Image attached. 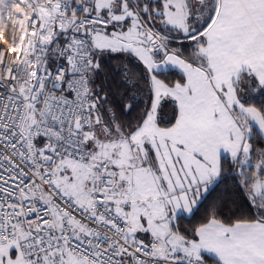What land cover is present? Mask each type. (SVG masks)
Here are the masks:
<instances>
[{"label": "snow or ice", "instance_id": "6c2138e0", "mask_svg": "<svg viewBox=\"0 0 264 264\" xmlns=\"http://www.w3.org/2000/svg\"><path fill=\"white\" fill-rule=\"evenodd\" d=\"M0 264H264V0H0Z\"/></svg>", "mask_w": 264, "mask_h": 264}, {"label": "trees", "instance_id": "16d2710c", "mask_svg": "<svg viewBox=\"0 0 264 264\" xmlns=\"http://www.w3.org/2000/svg\"><path fill=\"white\" fill-rule=\"evenodd\" d=\"M105 62H106L107 64H109V65L115 63L114 61H109V60H106Z\"/></svg>", "mask_w": 264, "mask_h": 264}]
</instances>
